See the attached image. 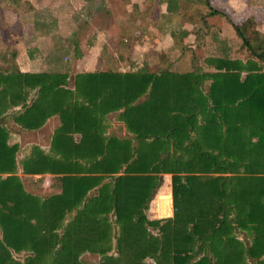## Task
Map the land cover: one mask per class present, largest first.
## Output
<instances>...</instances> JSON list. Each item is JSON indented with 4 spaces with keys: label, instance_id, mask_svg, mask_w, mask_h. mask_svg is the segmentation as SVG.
I'll return each instance as SVG.
<instances>
[{
    "label": "trees",
    "instance_id": "trees-1",
    "mask_svg": "<svg viewBox=\"0 0 264 264\" xmlns=\"http://www.w3.org/2000/svg\"><path fill=\"white\" fill-rule=\"evenodd\" d=\"M182 1L207 9L198 12L202 23L214 15L230 21L210 0H168V12L182 14ZM10 2L20 14L22 3ZM147 2L151 11L155 0ZM257 23L253 15L232 23L243 58L210 56L208 70L85 71L74 87L67 73L22 72L16 50L6 52L0 264H85L87 253L99 256L94 264H264V33ZM30 90L37 97L28 105ZM52 116L59 125L48 147L35 144L20 157L11 132L38 130ZM112 120L123 134L110 131ZM167 174L173 215L150 218Z\"/></svg>",
    "mask_w": 264,
    "mask_h": 264
},
{
    "label": "rangeland",
    "instance_id": "rangeland-1",
    "mask_svg": "<svg viewBox=\"0 0 264 264\" xmlns=\"http://www.w3.org/2000/svg\"><path fill=\"white\" fill-rule=\"evenodd\" d=\"M132 1L108 0L107 4V2H102V0H94L93 4L100 5L99 7L95 6L97 11L92 12L84 8L77 11V14H75L77 19L74 20L72 18L76 24L72 26L67 20L66 25L58 28L59 32L57 35L59 38L55 37L54 44L61 43V46L58 52L55 53L56 56L51 52L52 57L56 58V63L60 61V65L67 64V66L78 67L81 70L116 69L129 71L146 65L153 72H158L165 68L175 71H189L193 67L208 70L211 68L205 60L210 56L222 55L227 44L230 45L231 50L228 53L232 58H243V53L240 49V38L238 37L237 41L235 40L231 43L226 36H222L224 24H222L221 16L211 18L206 22L207 25L204 23L196 26L188 25L190 28L188 35L176 38L172 36L173 33L177 34L185 30L183 25L174 21L176 19L168 18L167 20L170 24L164 26L163 21L159 19L162 16L160 7L157 6L158 4H154L150 11V3L146 0V5L141 10L134 6L132 8ZM257 5H259L261 11L263 8L259 3ZM184 6H186L184 7L185 11L188 8L190 9V11H187L188 13L196 14L199 10L203 12L202 8L197 10L198 7L188 3L184 4ZM228 11L230 10L228 9ZM256 13L259 14L258 11ZM229 14L239 23V20L243 17V15L238 17L237 14H232V12H229ZM257 14V28L259 29L262 27L259 24H264V13ZM48 15L45 10L38 12V16L44 18H47ZM49 23H52L50 19ZM54 27L56 26L51 28ZM10 28V26H4L2 20H0V34L2 36L0 39L1 68L6 67L7 62L4 59L7 56L6 52L15 49L19 41H15L16 33L11 32ZM227 35L229 34L227 33ZM169 36L172 37L171 44L168 43L170 40ZM167 37H169L168 40ZM62 41L67 42V44H63ZM224 41L226 45H224ZM95 45L98 48L93 51ZM66 52L68 56L63 62L61 58ZM95 54H99L97 61ZM49 125L50 129H54L59 125V122H55L52 126L51 124ZM110 125V131H118L119 134L124 133L123 129H120L121 124L117 120H112ZM36 134H38V138L35 141H31V137L27 141L22 136H11V143H22L20 157L27 154L35 144L39 143L46 148L48 147L50 137L48 130L44 129ZM171 182V175H165V184L161 188L152 208L150 207L151 211L150 209L148 210L150 218H159L158 214L172 213ZM49 185L50 175H47L44 189L42 190L43 193L48 190ZM158 201L163 202V208L158 210L157 205L156 210ZM83 260L85 264H94L99 260V256L87 253L83 256Z\"/></svg>",
    "mask_w": 264,
    "mask_h": 264
},
{
    "label": "crops",
    "instance_id": "crops-1",
    "mask_svg": "<svg viewBox=\"0 0 264 264\" xmlns=\"http://www.w3.org/2000/svg\"><path fill=\"white\" fill-rule=\"evenodd\" d=\"M19 1L22 3V6H23L20 14L16 13L15 11L9 8V4L11 3L10 0H0V15L2 17V22L4 21V23L7 26L11 27L10 31L15 32L16 38L19 40V41L16 40V42L17 41L18 42L15 48L16 53H17L16 61H17L19 69L22 72H28V73H42V72L67 73L71 77L70 86L74 87L73 78L77 73H82L85 71H93V69L92 70H81L78 67L75 68L74 66L72 67L67 66V64L60 65L59 64L60 61L59 63H56V60H55L56 58L54 59L52 57L51 52L54 56H56L55 53L58 52V50L60 49L61 43L54 44V40H55V37H58L57 35L59 32L58 28H60V26L62 25H66L67 20L69 24L72 26L73 24H76L72 18H74V20L77 19L75 15L77 14L76 13L77 11H80L84 8V9L94 12V11H97L95 8L99 7L100 5L98 6L96 4H93L94 0H19ZM213 1L215 0H210L212 6L220 11H223L229 17L230 21L234 24H238L239 22H236L231 16V14H229V12H232V14L233 13L237 14L238 17L239 16L241 17L243 15V17L239 20L240 22L241 20H244L246 17L250 15L257 17L256 11H258L259 14L264 13V0H217L216 2H213ZM25 2L30 3L31 7L24 4ZM102 2H107L108 4V0H102ZM145 3H146V0H133L131 2L132 4L131 6L132 8L134 6L136 8H140L141 10H143L144 9L143 6L146 5ZM258 3L263 8L261 11L259 9V5H257ZM155 4H158L157 6L160 7V14L162 18L160 17L159 19L163 21L164 26L170 24V22L167 20L168 18H171L173 20L176 19L174 21H177L178 23L183 25L184 29L187 30V32L188 31L190 32V28L188 27V25L196 26L202 23L200 22V16H198V13L196 14L191 13V12L188 13L187 11H190L189 8L187 11L184 10V7H186L184 6V4L186 3H183V1L180 2V6H179V9L181 11H185L182 14H179L178 12H168L167 10L168 0H155ZM199 8L200 9L202 8L203 12L207 11L205 7H199ZM228 9L230 11H228ZM42 10L43 11L45 10V12L49 14L47 18L38 16V12ZM3 15L5 19L3 18ZM217 16L219 15L208 17L207 21ZM49 19L52 23H49ZM222 20H223L222 24H224L222 28V36L223 35L226 36V38H228V41H230L231 43L235 40L237 41L238 36L236 35V31L232 23L223 17H222ZM259 25L262 26L259 28V30L264 33V30H263L264 24H259ZM53 26H56V27L51 28ZM227 33L229 35H227ZM169 37H170V40L168 43L171 44L172 37L171 36ZM169 37H167V40ZM239 42L241 45L240 39H239ZM62 43L67 44V42L65 43L63 41ZM223 43L224 45H226L225 41ZM97 48L98 47L95 45L93 47V51H96ZM230 50H231L230 45L227 44L225 46L224 53L219 56L231 57L228 53ZM67 56H68V53L67 52L64 53L62 55L61 61L65 62V59H67ZM94 56L97 61V59H99V54H95ZM6 66H7V63H6ZM3 68H6V67H3ZM196 68L197 67H193L191 70L196 69ZM36 97H37V90H30V95H29L27 104L28 105L31 104L32 101ZM20 110H22V105H19L13 109H10L9 113H13V112L20 111ZM57 121L59 122V118L57 116H52L47 120V123L38 130L28 131V130H25L19 127L16 131L11 132V136L12 135L22 136L24 134V135L31 137L32 139L31 141H35L38 138V134L36 133H39L40 131L44 129H47L50 135L52 129H50L49 124H51L52 126ZM170 190L172 194V184H171ZM158 194L153 200V202L151 203V206H150L151 208L153 206V203L156 201ZM157 205H158V210L163 208L162 201H158ZM151 208H150V211H151ZM147 213H149V211ZM240 237H243V235L240 234Z\"/></svg>",
    "mask_w": 264,
    "mask_h": 264
},
{
    "label": "built area",
    "instance_id": "built-area-1",
    "mask_svg": "<svg viewBox=\"0 0 264 264\" xmlns=\"http://www.w3.org/2000/svg\"><path fill=\"white\" fill-rule=\"evenodd\" d=\"M172 197V194H171ZM156 210H157V203H156ZM161 218L171 217L173 215V197H172V213H166V214H158Z\"/></svg>",
    "mask_w": 264,
    "mask_h": 264
}]
</instances>
